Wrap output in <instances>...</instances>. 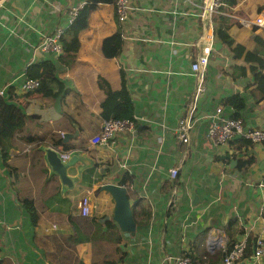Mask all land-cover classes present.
I'll return each mask as SVG.
<instances>
[{"label":"crops","instance_id":"0c3cea01","mask_svg":"<svg viewBox=\"0 0 264 264\" xmlns=\"http://www.w3.org/2000/svg\"><path fill=\"white\" fill-rule=\"evenodd\" d=\"M76 1L0 0V90L10 84L15 94L26 93L19 89L25 67L37 60H57L54 55L47 57L36 50L33 52L32 47L38 31H50L62 23L67 8ZM138 1L143 9L134 11L125 26L116 19L112 3H101L90 11L85 27L77 34V43L70 46L66 66L60 67L55 77L43 80V87L24 98L28 102L24 112L41 118L46 132L45 144L52 145L53 139H62L63 133L77 132L65 142L61 140V144L92 155L96 164L82 172L72 190L60 194L55 176L49 179L41 165L30 166L31 157L38 160V154L35 155L29 146L24 151L26 157L18 154L10 158V163L18 168L16 180L0 159L1 264L10 259L13 264H49L43 252L32 244V234H69L74 230L68 219L61 224L40 221L34 225L25 206L26 198L37 210H60L73 216L80 215L77 201L87 191L90 212L81 216L95 217L97 222L104 215L111 216L113 200L108 192L97 187L103 182L119 183L125 170L117 164L123 158L127 160V174L131 175L129 187L134 194L129 199H139L149 213L145 234L151 222L156 226V232L151 227L153 232L158 234L159 230L162 238H167L161 231L165 224V230H170L175 240L176 237L179 241L182 239L194 261L200 264H218L220 260L219 250L206 247L207 235L212 230L221 231L229 243L253 234L264 240V142L243 143L237 140L241 136L234 135L231 140L235 142L229 140L226 144L212 145L205 137V111L222 105V98L232 92H239L245 98L246 107L241 113L244 126L264 122V98L255 102L249 87L245 86L251 80L247 65L245 79L230 77L232 64L243 61L233 59L215 38L212 26L194 13V0ZM244 4L245 9L242 8ZM174 10L185 14L175 16ZM261 11H264V0H230L219 13L236 18L238 26L232 24L227 31L236 42L251 49L254 45L251 25L256 27L253 32L264 38V28L249 23ZM115 29L121 31L122 38L121 49L116 55L112 54L109 41ZM196 30L208 35L212 33L211 50L215 48L216 52L214 57L210 53L205 89L200 94L201 106L189 144H184L178 140L175 128L182 105L193 91L194 80L177 72L189 68L195 48L184 43L197 37L191 35ZM170 34L180 43L173 60L169 50L172 46L166 42ZM145 36L160 41H141ZM165 55H168L167 63L163 62ZM120 70L134 105L133 114L143 116V119L135 123L139 129L134 124L131 132L117 133L106 145L93 147L88 139L99 127L100 102L104 98L100 82L95 78L100 76L111 89L117 90L120 88ZM56 96H59V108L54 107ZM69 116L77 123L70 122ZM155 138L161 142L157 143ZM12 150L13 153L17 151ZM40 156L42 158V152ZM237 158L243 160L240 168L236 166ZM230 159L235 160L231 165ZM172 165L179 167V177L174 182L166 175L167 167ZM147 171L150 174L145 181ZM69 174H74L73 168L69 169ZM174 187L183 191L181 196L177 192L176 199L172 194ZM187 212V225L180 230L183 217L179 218ZM98 223H102L101 228L107 227L106 220ZM3 224L10 245L2 238ZM166 245L169 252L175 253L180 243ZM86 247V242L76 244L80 264L89 263ZM161 249L164 250L163 242ZM217 252L220 254L215 257ZM143 255V259L146 258L147 251L143 250ZM143 259L134 264H142Z\"/></svg>","mask_w":264,"mask_h":264},{"label":"trees","instance_id":"16d2710c","mask_svg":"<svg viewBox=\"0 0 264 264\" xmlns=\"http://www.w3.org/2000/svg\"><path fill=\"white\" fill-rule=\"evenodd\" d=\"M113 2L114 0H85V5L79 9L74 20L64 26L62 30L63 32L60 38L61 53L56 56L57 60H37L29 63L25 67L23 75L38 80V86L35 89L17 95L14 93V87L12 85L6 84L4 86L3 93L0 94V159L4 166L11 171L15 180L18 178V168L16 165L10 163V158L17 157L18 154H22L23 157H26L24 151L27 146H29V149H31L35 155L38 154V160L36 157H31L30 166L32 167L35 164L41 165V170L45 173V176L47 174V170L44 167L40 156L41 151L37 149L39 143H45L43 140L46 132L41 124V118H38L36 114H27L24 112V108L28 103L24 98L30 95L33 90L43 87V80L49 81L55 77L57 71V67L54 64L55 62H59L61 66H66L67 60L70 57V46L77 43V34L85 27L87 14L101 3L113 4ZM212 19L215 21V25L213 26V34L215 35V38L226 47L233 59H241L244 63L232 64L230 77L237 80L239 78H246L245 65H247V69L251 74V80L248 81L245 86L249 87V94L255 102L263 99L264 38L259 33L253 32L256 27L251 25V39L254 45L251 49H247L241 43L236 42L227 31L232 24L238 26L236 18L224 16L220 13H214ZM109 41L111 44L110 47L113 51L112 54H118L122 45L121 31L115 29L110 35ZM119 74L120 88L117 90L111 89L105 81H97L100 82V88L104 92V98L100 102L99 117L101 119L132 118L134 105L125 85L123 71L120 70ZM221 104L224 111L228 113L227 115L231 117L241 116L242 111L246 107L245 98L239 92H232L225 95L222 98ZM72 118L73 117L69 116L68 120L77 123V121ZM135 125L139 129L140 126H137V124ZM61 140L62 139L58 138L53 139L51 144L60 151L74 149V147L71 148L68 144H61ZM237 140H242L243 143L248 142L243 138ZM231 141L235 142L236 140ZM12 149H16L17 151L13 153ZM236 160V166L240 168L243 164V160L239 158ZM130 177L131 175L124 172L118 180V184L125 186L128 199L134 195L129 187L131 182ZM50 178L51 176L49 179ZM55 183L58 189L57 181ZM98 188H100V185L97 189ZM136 200L137 201L131 206L133 219L135 221V233L130 236L127 232L119 230L111 220L106 221L107 227L106 229H102L95 217L66 215L64 211L60 210H37L32 206L30 199L26 198L24 200L25 206L28 210V216L31 217L30 220L34 225L40 221L61 224L68 219L74 228L69 234L33 233L31 236V242L36 248L43 252L44 258L46 259L45 261L49 264H80V259L76 252V244L79 242L87 243L88 264H134L135 261L140 263L144 256V245L139 242L140 239H142L143 228L145 231L149 213L148 210L140 204V200ZM168 212L169 209L166 210V214ZM161 231L164 235L166 233L165 236L167 238L171 236L170 230H165V224L162 225ZM158 233L161 236L164 251L168 252V247L164 243L162 233L159 230ZM256 236L257 234L247 235L243 258H247L251 254L255 245ZM123 239H127V243L123 241ZM124 247H126V249H124ZM219 254L220 253L217 252L215 257ZM211 261H213V259L210 260V262ZM1 263L2 259L0 258V264Z\"/></svg>","mask_w":264,"mask_h":264},{"label":"built area","instance_id":"2783aa9c","mask_svg":"<svg viewBox=\"0 0 264 264\" xmlns=\"http://www.w3.org/2000/svg\"><path fill=\"white\" fill-rule=\"evenodd\" d=\"M191 2L190 0H184L183 2ZM230 0H198L193 5L195 7V14L199 18L207 23L209 26H214L212 16L214 13H219L221 7ZM235 2H243L246 0H233ZM85 5V0H77L72 6L67 8L65 12L64 21L60 24L54 26L50 31L39 30L38 37L35 45L32 47V51L36 50L39 54L43 56H57L61 53V43L60 38L62 35V30L64 26L72 22L77 15L79 9ZM113 7L115 11V16L118 22L125 26L130 22L133 17L134 11L141 10L143 7L138 0H114ZM174 15L185 14L184 12L173 11ZM251 24H255L259 27L264 28V11L257 13L253 19L250 20ZM141 41H160L151 38L150 36H145L140 39ZM208 40V43H205ZM211 41L212 33L210 35L203 33V31L191 41L184 43L187 47H194L192 57L190 58L189 68L177 72L179 75H186L194 80L193 91L190 92L187 97L186 102L182 105L181 113L177 119V125L175 128V133L180 142L184 144H189L190 135L197 120V112L201 97L200 94L205 89V75L206 68L210 59L211 52ZM169 46H172L170 52L175 53L176 46L180 43L175 40L172 34L169 35L166 40ZM32 52V53H33ZM96 81L101 80L98 76L95 78ZM38 86V80L35 78H28L23 75L19 89L21 91H28L35 89ZM3 88L0 90V94L3 93ZM205 114V120L207 121V126L205 129V137L212 145L226 144L227 141L233 138L234 135L240 134L241 137L248 140L250 143L261 144L264 142V122L258 123L253 126H244L243 120L240 117H231L225 114L222 105L218 104L213 110L207 109ZM143 119V116L132 115V118H103L100 121L99 127L95 133H93L88 142L91 146L96 145H106L111 141L117 133H122L125 131H132L134 128V123ZM157 143L161 140L155 138ZM68 151L61 152L60 157L64 159ZM121 169L128 171L129 167L127 165L126 158H123L118 164ZM150 171L144 173L145 181ZM166 175L172 182L176 181L179 177V167L178 165H172L167 167ZM180 192V196L183 194L181 188H172L173 199L177 198V192ZM187 193L183 196L186 197ZM90 202H89V192L83 193L77 201V211L80 215H87L90 212ZM189 213L183 215V220L180 223V230H182L186 225V219H188ZM150 226L146 231L145 241L148 243L146 247L147 256L144 258L143 264H200L195 263L192 259L186 243L180 240V245L178 250L173 254H162L161 257L155 262L154 258L157 254L151 251L152 238L155 236L157 238V244L161 248V236L158 233H154L151 227L153 223L149 222ZM147 226V227H148ZM206 247L208 250L211 248H216L220 251L221 256L218 264H263L264 258V240L260 235L255 237L254 248L247 258L243 257V251L246 247V236L243 238H238L230 243L226 241L223 234L219 230L211 231L207 235ZM244 260V261H243Z\"/></svg>","mask_w":264,"mask_h":264},{"label":"water","instance_id":"95a60500","mask_svg":"<svg viewBox=\"0 0 264 264\" xmlns=\"http://www.w3.org/2000/svg\"><path fill=\"white\" fill-rule=\"evenodd\" d=\"M59 96L55 97L54 107L59 108ZM77 132L71 134L70 132L62 134V141L65 142ZM239 136V134H236ZM37 149L42 152V161L47 169L48 176H55L59 184L60 194L65 191H70L74 185L79 181L82 172L86 169L94 167L96 161L92 155L86 154L79 148L71 149L67 152L64 159L60 157V150L53 145L39 143ZM235 161L230 159L229 163ZM74 169V174H69V169ZM100 189L108 192L113 200V211L111 216L104 215L98 218V222L104 220H112L117 225L119 230L127 232L130 235L135 233V221L133 219L131 206L137 201H130L126 194V189L122 184L114 182H104L100 185Z\"/></svg>","mask_w":264,"mask_h":264},{"label":"rangeland","instance_id":"374dc122","mask_svg":"<svg viewBox=\"0 0 264 264\" xmlns=\"http://www.w3.org/2000/svg\"><path fill=\"white\" fill-rule=\"evenodd\" d=\"M195 2H198V0H194ZM242 8H244L245 9V4L243 5V7ZM253 16V15H252ZM251 16V17H252ZM200 34V31L199 30H196V31H193V33L191 34L193 37H195V36H198ZM189 39H191V38H189ZM162 44L164 45V46H167V44L166 43H164V42H162ZM160 50H162V48H160ZM215 52H216V50H215V48L213 49V51L211 50V57H212V55L213 54H215ZM174 54H172L171 55V58H172V60L174 59ZM213 57H214V55H213ZM213 59V58H212ZM167 61H168V55H165L164 56V60H163V62L164 63H167ZM55 64V66L57 67V70L58 69H60V67H62L61 65H60V63L59 62H55L54 63ZM240 79V78H239ZM243 79H245V78H243ZM242 80V79H241ZM207 141V140H206ZM208 143H210L209 141H207ZM60 193V192H59ZM130 201H132V200H130ZM200 207H202V204L200 205ZM211 207V206H210ZM202 209V208H201ZM182 215H181V217L179 218V220H181L182 219ZM106 221H110V220H106ZM99 225L101 226L102 225V223H99ZM2 228H3V231H2V238H4V241L5 242H7V244L8 245H10V242H9V237H8V235H7V230H6V228H5V224H3V226H2ZM103 228V227H102ZM103 229H106V228H103ZM153 230H154V232H156V226L154 225L153 226ZM130 235V234H129ZM145 237H146V234H145V231H144V229H143V235H142V239H140V242L139 243H141V244H143L144 245V248H143V250L144 251H147V249H148V247H146L147 245H148V243L145 241ZM175 238V236L174 235H172L171 234V236L169 237V238H164V243H165V245L167 244V243H170V244H179L180 243V241H179V237H176V240L174 239ZM167 246V245H166ZM124 249H126V247H124ZM151 250H152V252H154L155 254H157V257H155L154 258V261L156 262L158 259H159V257H161V255L162 254H164V253H166V254H173V253H171V252H167V251H164L163 249H161L159 246H158V244H157V238L154 236L153 238H152V245H151ZM143 262H144V259H143ZM143 262H142V264H143ZM4 263L5 264H13L12 262H11V259H10V261H8V262H6V260L4 261Z\"/></svg>","mask_w":264,"mask_h":264},{"label":"clouds","instance_id":"9594fccd","mask_svg":"<svg viewBox=\"0 0 264 264\" xmlns=\"http://www.w3.org/2000/svg\"><path fill=\"white\" fill-rule=\"evenodd\" d=\"M212 29H213V28H212ZM132 115H133V114H132ZM239 117L241 118V116H239ZM241 119H242V118H241ZM135 123H136V122H135ZM135 123H134V124H135ZM239 136H240V134H239ZM233 137H234V136H233ZM242 138H243V137H242ZM243 139H244V138H243ZM230 140H231V139H230ZM245 140H246V139H245ZM247 141H248V140H247ZM248 142H249V141H248ZM249 143H250V142H249ZM67 151H69V150H67ZM61 152H65V151H61ZM61 152H60V153H61ZM125 172L127 173L126 170H125ZM103 183H104V182H103ZM101 184H102V183H101ZM101 184H100V185H101ZM123 186H124V185H123ZM124 187H125V186H124ZM125 189H126V188H125ZM129 200H130V199H129ZM87 215H88V214H87ZM219 252H220V251H219ZM189 253H190V252H189ZM190 255H191V253H190ZM191 257H192V256H191ZM242 258H243V257H242ZM192 259H193V258H192ZM193 260H194V259H193ZM243 261H244V260H243ZM194 262H195V261H194ZM195 263H196V262H195Z\"/></svg>","mask_w":264,"mask_h":264}]
</instances>
